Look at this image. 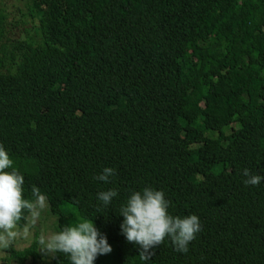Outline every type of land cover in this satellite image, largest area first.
Instances as JSON below:
<instances>
[{"label":"trees","instance_id":"16d2710c","mask_svg":"<svg viewBox=\"0 0 264 264\" xmlns=\"http://www.w3.org/2000/svg\"><path fill=\"white\" fill-rule=\"evenodd\" d=\"M28 1L42 43L12 37L0 5V144L23 197L39 188L58 232L93 220L112 247L94 264H264V180L243 175L264 176V0ZM145 187L199 217L187 252L166 237L144 262L121 233ZM38 240L1 264L39 263Z\"/></svg>","mask_w":264,"mask_h":264},{"label":"clouds","instance_id":"9594fccd","mask_svg":"<svg viewBox=\"0 0 264 264\" xmlns=\"http://www.w3.org/2000/svg\"><path fill=\"white\" fill-rule=\"evenodd\" d=\"M114 174L112 167H104L95 178L108 182ZM243 175L247 177L245 185H259L264 180V176L252 174L247 168ZM23 185L24 176L14 167L13 160L0 144V248L7 249L19 235L28 236L27 226L22 233L17 230L23 210L31 213L34 225L47 207V197L36 186L32 187L34 199H25ZM115 196V189L98 193V199L104 205L110 204ZM169 206L170 201L162 190L145 187L142 191H133L120 208L124 218L120 225L121 233L129 243L139 246L138 254L144 262L154 255L153 249L159 247L166 237L170 238L177 251L187 252L188 244L201 231L197 215L173 216L168 212ZM38 243L44 256L55 258L57 253H63L71 264H94L99 255L112 251L106 235L89 219H83L75 226L65 225L60 232L47 237L41 236Z\"/></svg>","mask_w":264,"mask_h":264},{"label":"rangeland","instance_id":"374dc122","mask_svg":"<svg viewBox=\"0 0 264 264\" xmlns=\"http://www.w3.org/2000/svg\"><path fill=\"white\" fill-rule=\"evenodd\" d=\"M4 3L7 12H8V28L11 32L12 37H20L28 41H34L35 43H42L43 32L41 27H39V19L41 15L38 14V17L33 18L29 13V1L28 0H0V5ZM246 7V4H243ZM228 130L227 133H229ZM212 137H218V133L214 132ZM264 144V142H263ZM47 207L41 212L39 218L36 220V223L33 225L32 215L30 214L27 226L29 228V234L27 237L19 235L14 239L10 246L15 247L16 249H24L28 247L32 241L35 239L36 234L39 238L41 236L47 237L52 233H57V216L52 215ZM18 226V231L23 232L25 227ZM6 255L5 249L0 248V264L3 256ZM53 258L44 256L41 253V259L39 263L36 264H52ZM31 264V263H28Z\"/></svg>","mask_w":264,"mask_h":264}]
</instances>
